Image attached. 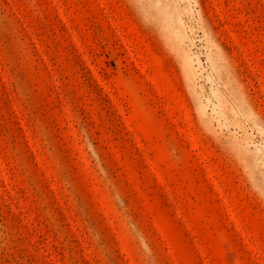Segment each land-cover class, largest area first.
I'll list each match as a JSON object with an SVG mask.
<instances>
[{"label": "rangeland", "instance_id": "374dc122", "mask_svg": "<svg viewBox=\"0 0 264 264\" xmlns=\"http://www.w3.org/2000/svg\"><path fill=\"white\" fill-rule=\"evenodd\" d=\"M0 264H264V0H0Z\"/></svg>", "mask_w": 264, "mask_h": 264}]
</instances>
